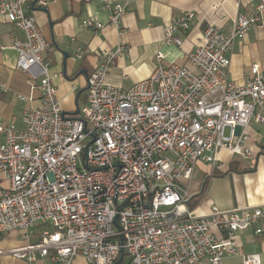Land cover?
Segmentation results:
<instances>
[{
    "label": "built area",
    "instance_id": "obj_1",
    "mask_svg": "<svg viewBox=\"0 0 264 264\" xmlns=\"http://www.w3.org/2000/svg\"><path fill=\"white\" fill-rule=\"evenodd\" d=\"M31 1L0 0V17L24 34L11 37L15 67L40 93L39 105L23 111V128L0 122V174L7 181L0 186V234L18 229L27 238L43 225L37 242L12 254L25 264H36L37 255L54 264L77 257L87 264H224V256L236 255L237 231L264 222V204L196 214L185 205L191 193L184 181L199 162L221 169L220 149L252 158L247 129L252 117L264 121V72L252 65L234 84L228 52L234 38L262 27L264 0H244L253 11L238 12L231 34L207 25L186 64L163 63L158 53L151 73L128 88L106 77L122 47L102 53L86 77L78 117L62 111L44 57L49 42L26 10ZM123 14L114 4L109 24L119 28ZM193 15L186 11L168 24L165 41L180 45L175 32ZM255 262L243 255V264Z\"/></svg>",
    "mask_w": 264,
    "mask_h": 264
},
{
    "label": "crops",
    "instance_id": "obj_2",
    "mask_svg": "<svg viewBox=\"0 0 264 264\" xmlns=\"http://www.w3.org/2000/svg\"><path fill=\"white\" fill-rule=\"evenodd\" d=\"M38 5L32 0L27 11L32 13L44 37L49 42L44 57L49 62V74L56 86L62 111L67 114L85 101L86 77L101 62L104 52L121 46L107 71V81L128 88L134 82L146 78L163 54L161 62L186 64V53L200 42L204 28L211 24L226 34H231L235 18L240 10L253 11V6L241 0H43ZM124 6L119 28L109 24L110 8L114 4ZM243 4V5H242ZM186 11L193 17L187 29L175 34L182 43H167L165 27ZM85 19L99 21V29L81 26ZM262 27L249 28L242 38H234L228 52L230 63L228 79L241 85L250 75V68L257 64L264 72V11ZM22 38L23 32L13 23L0 17V122H13L23 128V111L38 106L40 93L31 89L25 76L15 67L17 52L11 47V37ZM76 49L84 50L81 57L74 56ZM18 95L30 97L21 100ZM254 120V119H253ZM247 146L252 158L243 160L239 155L220 149L217 157L221 169L205 162L194 167L188 181L191 193L185 203L196 214H207L213 206L224 211L236 207L264 204V121L250 122ZM0 186L7 181L0 174ZM42 224L33 226L24 238L23 231L14 229L0 234V264H25L11 250L37 242ZM259 229V231H256ZM238 253L223 257L224 264H243V255L255 259L254 264H264V222L237 231ZM36 264H54L48 257L37 255ZM73 264H87L82 257ZM199 264H207L202 260Z\"/></svg>",
    "mask_w": 264,
    "mask_h": 264
},
{
    "label": "trees",
    "instance_id": "obj_3",
    "mask_svg": "<svg viewBox=\"0 0 264 264\" xmlns=\"http://www.w3.org/2000/svg\"><path fill=\"white\" fill-rule=\"evenodd\" d=\"M68 115H71L72 117H78V114H79V109L77 108L76 110L70 112V113H67Z\"/></svg>",
    "mask_w": 264,
    "mask_h": 264
},
{
    "label": "rangeland",
    "instance_id": "obj_4",
    "mask_svg": "<svg viewBox=\"0 0 264 264\" xmlns=\"http://www.w3.org/2000/svg\"><path fill=\"white\" fill-rule=\"evenodd\" d=\"M81 106V105H80ZM254 120H253V117L251 118V122H253Z\"/></svg>",
    "mask_w": 264,
    "mask_h": 264
}]
</instances>
